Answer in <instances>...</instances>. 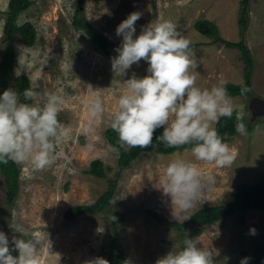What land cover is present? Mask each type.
Listing matches in <instances>:
<instances>
[{"label": "rangeland", "instance_id": "1", "mask_svg": "<svg viewBox=\"0 0 264 264\" xmlns=\"http://www.w3.org/2000/svg\"><path fill=\"white\" fill-rule=\"evenodd\" d=\"M30 1L29 7L18 13L16 23L31 22L36 39L29 46L18 34L11 36L10 46L15 54L11 73L28 76L40 103L46 100L41 95L44 92L64 97L58 118L72 128V137L59 145L58 158L51 168L31 173L28 165L15 163L18 188L10 200L6 198L0 172V231L8 237L10 248L14 237L25 238L11 225L20 228L26 237L37 233L43 236L44 242L38 249L41 264H89L101 256L112 236L111 214L115 212L120 217L115 227L124 252L123 264L125 261L156 264L159 257L180 248L185 239L180 230L161 223L160 217L184 223L204 205L231 200L239 183L252 184L264 172V114L252 118L248 108L250 99L264 98V0H248L247 6H243V0H85L81 7L77 0ZM7 2L0 0V57L8 45L2 31ZM78 9L80 16L117 44L106 49L94 44L81 27L72 23ZM132 12L141 13L135 35L157 20H171L196 43L193 51L198 63L195 70L199 73L198 87L211 88L221 78L233 84L249 79L250 95H231L247 112V135L237 133L225 141L237 151V158L225 168L198 162L203 172L215 175L216 182L180 219L174 218L170 197L163 195L158 186L170 160L179 157L191 161V150L165 155L141 152L129 166L118 169V151L104 134L110 127V116L117 106L123 80L131 78L133 73L137 77L147 74L148 62L144 60L133 64L123 77H118L111 68L112 57L118 55L115 49L122 41L116 28ZM200 18L215 23L216 39L194 28L193 23ZM220 37L247 46L252 56L250 72L244 69L247 61L243 60L241 50L225 47ZM87 85L102 96L105 111L85 135L81 131L89 121L85 101L92 95ZM8 88L14 89L11 81L0 86V95ZM94 159L103 163L105 177L88 172ZM109 185L113 193L106 211L85 212L71 220L64 218L67 208L95 202ZM253 228L255 234L250 232ZM263 234L264 211L248 209L201 226L200 234L193 238L199 239L200 246L218 253L216 264H241L244 258L249 259ZM18 254V250H12V255Z\"/></svg>", "mask_w": 264, "mask_h": 264}, {"label": "clouds", "instance_id": "2", "mask_svg": "<svg viewBox=\"0 0 264 264\" xmlns=\"http://www.w3.org/2000/svg\"><path fill=\"white\" fill-rule=\"evenodd\" d=\"M140 17V12H132L117 26L116 34L122 36V41L115 49L118 55L112 57L111 68L114 74L123 77L133 64L144 60L148 62L147 74L137 77L133 73L131 78L123 80L117 106L110 116V127L118 134L116 151L151 146L155 130L161 127L163 132L156 140L165 147L192 145L193 160L179 157L170 160L158 186L163 195L170 197L172 215L180 219L216 182L215 175L203 172L198 162L225 168L237 158V151L225 142L215 125L221 118L234 116L235 131L246 136L247 112L229 94L228 81L224 78L211 88L197 86L198 63L192 42L174 22L157 20L135 35V24ZM87 86L92 95L85 101L89 115L88 124L81 130L85 135L105 111L102 96L91 85ZM250 90L241 84L240 95ZM41 95L46 97L43 103L37 101V92L32 87L23 91V99L12 88L0 95V163L12 161L28 165L31 173L42 172L55 164L59 145L71 139L72 128L58 118L64 97L55 92ZM11 227L25 238L14 237L10 248L8 237L0 231V264H41L38 249L45 238L38 233L26 237L20 228ZM250 232L255 234V229ZM200 244L198 238L188 236L180 248L159 257L156 264H216L218 253ZM12 250H18L19 254L12 255ZM247 259L241 264H246ZM89 264L109 262L97 257Z\"/></svg>", "mask_w": 264, "mask_h": 264}, {"label": "trees", "instance_id": "3", "mask_svg": "<svg viewBox=\"0 0 264 264\" xmlns=\"http://www.w3.org/2000/svg\"><path fill=\"white\" fill-rule=\"evenodd\" d=\"M84 1L85 0H77L78 6H83ZM30 3V0H8L6 17L2 27L4 34L3 38L8 43V45L5 47V50L0 57V86H3L11 81L14 90L21 94V99H23V91L27 88H30V80L25 74L13 75L11 73L15 54L12 47L10 46V39L13 34H18L26 45L30 46L35 42L36 31L33 24L29 21H25L21 24L16 23L18 13L27 9ZM243 4V6H247L248 0H243ZM241 20L243 21V17ZM72 23L75 26L81 27L84 32L90 36L92 42H94V44H96L101 49H106L110 45L117 44L116 42L105 38L91 23L80 16L79 9L74 13L72 17ZM193 26L201 33L214 37L215 39L218 37V29L215 23L210 19H196L193 23ZM219 40L228 47H236L241 50L243 60L247 61L244 69L246 72H250L252 67L250 63L252 61V56L249 53L247 46L241 41L231 42L221 37ZM191 46L193 49L196 46V43L192 42ZM248 83V78L239 84L228 83L227 88L229 90V94H240L241 84L248 86ZM250 94L251 90L247 93V95ZM235 123L236 121L233 116L232 119L221 118L219 123L215 125L217 131L225 138V141L229 137L237 134L235 131ZM162 132V127L155 130L153 143L147 148L136 147L130 151H124L123 149H120L118 151L117 159L118 169L129 166L131 161L141 152L165 155L173 153L177 150H191L192 145H185L179 148L165 147L162 143L156 140V137L160 136ZM104 134L107 140L116 149L118 147V134L111 127L105 129ZM0 172L4 178L6 198L10 200L14 197L18 188V168L14 162L9 161L7 164L0 163ZM88 172L97 177H105V167L99 159H94L90 162ZM112 193L113 191L109 185L108 189L102 192L95 202L91 204L72 205L67 208L64 212V218L66 220H71L85 212L106 211ZM248 209L264 211V172H262L259 175L258 180L252 184H247L245 182L239 183L235 188L231 200L219 205H204L195 210L184 223H178L176 220H167L162 217H160L159 220L165 225L171 226L176 230H180V232L183 234V238L188 236L193 238L194 236L200 234L201 226L216 222L231 215L235 211H245ZM151 213L155 214L156 212L151 211ZM111 217V223L113 226L112 236L105 243L100 257L106 259L109 264H123L124 252L121 248L115 227L116 221L119 220L120 217L115 212H112ZM246 264H264V234L262 235L260 242L253 246L252 252L250 253Z\"/></svg>", "mask_w": 264, "mask_h": 264}, {"label": "water", "instance_id": "4", "mask_svg": "<svg viewBox=\"0 0 264 264\" xmlns=\"http://www.w3.org/2000/svg\"><path fill=\"white\" fill-rule=\"evenodd\" d=\"M248 108L250 110L252 118L256 115L264 114V98L254 97L248 103Z\"/></svg>", "mask_w": 264, "mask_h": 264}, {"label": "flooded vegetation", "instance_id": "5", "mask_svg": "<svg viewBox=\"0 0 264 264\" xmlns=\"http://www.w3.org/2000/svg\"><path fill=\"white\" fill-rule=\"evenodd\" d=\"M253 97V96H252ZM251 100V99H250ZM249 103V102H248Z\"/></svg>", "mask_w": 264, "mask_h": 264}]
</instances>
